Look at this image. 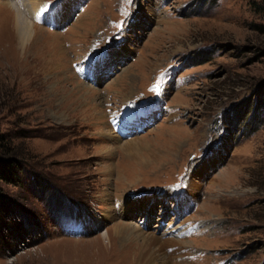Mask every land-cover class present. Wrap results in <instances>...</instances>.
<instances>
[{
	"label": "rangeland",
	"instance_id": "374dc122",
	"mask_svg": "<svg viewBox=\"0 0 264 264\" xmlns=\"http://www.w3.org/2000/svg\"><path fill=\"white\" fill-rule=\"evenodd\" d=\"M7 1L0 139L22 167L0 181V264H132L125 223L160 264H264L262 0H55L22 47ZM169 64L159 107L145 90Z\"/></svg>",
	"mask_w": 264,
	"mask_h": 264
},
{
	"label": "bare ground",
	"instance_id": "6f19581e",
	"mask_svg": "<svg viewBox=\"0 0 264 264\" xmlns=\"http://www.w3.org/2000/svg\"><path fill=\"white\" fill-rule=\"evenodd\" d=\"M19 1L20 2L18 3V5H16V2H13V1H12L13 3L11 1H7L6 4H7V6L10 7L11 11L14 13L13 14L14 18H13V22H12L11 27L15 33L17 45L22 47V45L26 41V39L30 35H33V30H32L33 25L30 24L29 23L30 21H28V20L32 21V17L37 16V13L39 12V10L41 9V7L43 5H41V3H37V0H19ZM146 113L149 114L150 112L146 111ZM130 137H132L131 133L126 138L129 139ZM139 140L140 139L129 141L128 143H126L123 146V148H127L131 153H133V151L138 148L137 142ZM164 152L165 153L161 156L163 159H160L159 162H164V161H166V159L171 158V156L168 155V153L166 151H164ZM149 162H152V161H146V165H150ZM173 191L174 190L165 191L164 196H171L173 194ZM129 204H130L129 206H132V204L135 205L136 202L129 200ZM177 206H179V202H177ZM177 214H179L178 217H181L180 212H178ZM173 225H174V223H173ZM131 226L132 225H128L126 223L125 224H119L115 227L113 232L115 235L121 236V238L119 240H120V242L124 241V244L125 243L127 244L126 247L130 246V245L134 247L133 252H132V255H133L132 264H160L162 259L159 258V254L157 253L159 250L161 252V248L158 244V240L155 239V237H152L151 235L147 236V237H144V236H141L138 234L135 235V233H138L139 231L136 232L135 227H131ZM153 228H154V226H153ZM115 235H114V237H115ZM170 235H169V237H170ZM168 242H170L171 244L173 243L172 240L171 241L169 240ZM157 246H158V248H157ZM121 247H125V245H122ZM155 248H157V250Z\"/></svg>",
	"mask_w": 264,
	"mask_h": 264
},
{
	"label": "trees",
	"instance_id": "16d2710c",
	"mask_svg": "<svg viewBox=\"0 0 264 264\" xmlns=\"http://www.w3.org/2000/svg\"><path fill=\"white\" fill-rule=\"evenodd\" d=\"M259 8L264 12V0H262V4ZM206 53L207 52H200L199 56H205V58H207L208 55ZM205 60L198 59L196 60V63L203 62ZM261 107H264V103ZM248 109H250V106L247 107V110ZM254 114L255 113L252 115L253 118L246 124V126L249 124L251 130L257 129L258 124L261 123V114H259V111H256L257 115ZM16 155L15 150H10L9 144L0 139V181L10 180L9 182H11L18 179L22 166Z\"/></svg>",
	"mask_w": 264,
	"mask_h": 264
},
{
	"label": "snow or ice",
	"instance_id": "6c2138e0",
	"mask_svg": "<svg viewBox=\"0 0 264 264\" xmlns=\"http://www.w3.org/2000/svg\"><path fill=\"white\" fill-rule=\"evenodd\" d=\"M54 2H55V0H48V3H45L41 7V9L39 10V12L37 13V17H36L37 20H39L45 12H47V11L50 10V8L54 5Z\"/></svg>",
	"mask_w": 264,
	"mask_h": 264
}]
</instances>
